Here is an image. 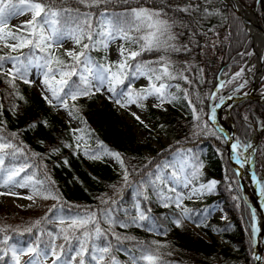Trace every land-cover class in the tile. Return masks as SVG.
<instances>
[{
    "label": "trees",
    "instance_id": "1",
    "mask_svg": "<svg viewBox=\"0 0 264 264\" xmlns=\"http://www.w3.org/2000/svg\"><path fill=\"white\" fill-rule=\"evenodd\" d=\"M240 1L251 6L255 0ZM15 2L19 4V0ZM55 8H66L70 12L60 18L59 27L62 29L75 27V10L79 9L80 14L90 13L96 32L101 31V13H105L108 19L113 13L131 8L164 13L161 18L168 21L170 34L175 37L169 44L177 50L145 51L136 58V62L160 68V63L156 62L163 57L175 79L154 81L146 76L157 85L160 82L168 85L166 92L175 99L165 100L158 106L140 100L139 105H142L140 107L148 119L174 137V142L159 150L149 143L139 142L132 125L124 122L106 101L99 103L93 94L81 95L76 100L66 98L68 111L80 122V127L72 128L55 113L49 102L32 90L29 83L9 76V69L4 65L0 70V136L22 149L15 158L11 155L5 157L6 166L30 165L21 176L32 177L36 188L42 192L51 191L58 195L59 199H54V207L63 215L72 219L96 213L104 235L95 238L93 234L87 241V247L110 246L106 264H110L111 258L116 264H132V258L136 257L139 261L144 249H150L159 257L158 264H254L249 209L240 195L236 175L225 151V140L207 120L212 90L219 80L239 68L250 48L249 35L237 13L222 0H129L127 4L112 0L107 5L91 8L77 0H55ZM256 11L264 26V0H257ZM5 31L26 34L21 28L9 25ZM94 39L101 37L94 35ZM121 41L129 50H139L136 45ZM7 42L17 43L11 39ZM82 43H88L87 38ZM73 44L77 52L81 51L80 45L74 41ZM17 51L16 56L21 53L37 58L46 55V52L30 47ZM49 51L61 59L70 60L59 48L53 47ZM85 51L94 62L105 59V48L101 44ZM6 54L13 55V51L0 41V56ZM138 75L129 74L123 84L116 86V91L124 87L128 93L135 95L145 89L135 87ZM41 79H44L42 70ZM71 80L80 83L79 76H73ZM262 80L264 82V77ZM181 103L186 109L179 108ZM229 116L234 137L240 145L246 143L252 129L257 133L250 154L262 187L264 103L241 99L229 107ZM105 148L118 153L123 166L117 159L110 164L102 154ZM86 150L101 154L100 158H89L85 155ZM176 151L185 154L190 161L187 172L193 186L209 180L216 182L212 191L205 193L203 203L189 200L188 195L181 191L179 177L170 160V154ZM156 166L160 176L156 173ZM125 169L127 183L124 181ZM167 176L173 185L167 181ZM177 196L182 198L179 203L184 210H188L190 223L180 215ZM211 204H216L227 219L210 215ZM137 205L147 219L139 220ZM54 207L35 218H23L15 224L10 213L0 206V264H15L11 245L27 248L38 244L40 250H47L45 246L52 239L49 233L59 236L55 240L57 246L65 245L66 254L62 259H69L74 254L68 249L79 247V240L68 233L69 240L65 241V233L60 231L67 228L71 221L64 224L57 222ZM108 219L113 223H109ZM177 220L180 226H177ZM36 221L40 224L35 225ZM5 236L8 237L7 243L3 242ZM262 256L264 261V250ZM28 259L21 256V264ZM78 262L79 258L73 264ZM41 264H52V257L46 263L41 261ZM85 264H93L90 256L86 255ZM139 264L147 262L140 261Z\"/></svg>",
    "mask_w": 264,
    "mask_h": 264
},
{
    "label": "snow or ice",
    "instance_id": "2",
    "mask_svg": "<svg viewBox=\"0 0 264 264\" xmlns=\"http://www.w3.org/2000/svg\"><path fill=\"white\" fill-rule=\"evenodd\" d=\"M77 2L91 8L93 6H99L100 4L107 5L111 3L112 0H77ZM121 2L127 4L129 0H121ZM19 5H24V7L21 8ZM180 10L187 11V9ZM26 11L32 13V19L21 25V29L24 30L26 34H15L10 31L6 32L5 29L8 20ZM75 11L77 13V17L73 21L75 27L62 29L59 27L60 18L61 16L69 15L70 12L66 8L56 9L55 0H19V4H17L15 0H0V41L4 42V46L9 48L10 51H17L24 47H30L32 50L40 49L42 52H46V55L38 58L31 54L25 55L23 53L18 56L8 54L2 55L0 56V70L4 68L5 63H11L12 67L8 70V75L12 76L13 79H21L24 83H31L28 79L29 69L32 66L41 69L44 77L42 83L46 90L44 98L49 104L55 102L56 104L62 105L65 109L68 108L65 102L67 97L76 100L81 95L87 96L91 94V88L93 87L92 80L100 81L101 85L106 81L108 84L107 91L116 94V86L123 84L129 74L133 76L137 74L148 75L149 79H154V81H163L164 78L175 79L169 70L168 63L164 62L163 57H161L160 61L156 62L160 63V68H154L149 64L136 62V58L145 51L166 50L168 48L177 50L174 46L169 44V41L173 40L175 37L170 34L171 26L168 21L161 18L164 15L162 11H152L146 8H131L124 12L113 13L112 18L107 19L101 25L100 32L95 31L90 13L80 14L79 9ZM101 15L103 16L105 13H101ZM77 20L79 21L78 23L76 22ZM66 35L77 45L81 46V51L79 52H73L71 50L66 52L70 60L61 59L49 51L53 47L58 46ZM94 35L101 37V39H94ZM85 38H87L88 43H82ZM8 39L15 40L17 43L9 44L7 42ZM116 39L123 40L125 44L136 45L139 50H129L122 45L119 53L122 59L114 65L96 66V68L90 66L91 61L85 50L95 47L96 44H101L103 47L107 48L109 42ZM125 53H127L126 56ZM240 75L241 73H236V76ZM57 76H59V79H57ZM73 76H79V84L72 82L71 78ZM9 83H11V81H9ZM221 86H223V84ZM167 87L168 85L163 82H160L158 85L153 82L150 83L147 88L136 93L135 96H133L131 92L123 95L127 97V103L139 104L140 100L147 99L152 95H156L157 99L163 103L165 100L175 99L174 96H168L166 92ZM240 87H243V85L241 84ZM96 91H100V88L97 87ZM47 93L51 95L49 96ZM115 102L121 107L125 106V103L120 98H117ZM72 115L73 113L69 111V116ZM195 118L198 119V117ZM137 119H139V117H137ZM12 135L15 136L14 133ZM77 147H79V145H77ZM232 148L236 151L239 148V144L234 143ZM21 152V148L11 142L5 141L4 138L0 136V187H33L34 195L41 196L44 199H59L58 195L54 192L36 191L32 183V177L26 174L21 176V173H25L30 165L6 166L5 157L11 155L15 158L17 153ZM102 154L113 156L120 161L123 166V161L120 159L118 153L110 152L105 148ZM85 155H88L91 159H99L101 154L86 150ZM157 179H159V177H157ZM124 181L126 183L128 182L127 169H125ZM215 183V181H211L206 185H201L200 189L193 190V194L202 192L203 189H207L210 192L214 188ZM261 195H264V186L261 187ZM25 198L31 199L32 197L29 196ZM181 199L180 196H177L178 207ZM184 211L187 214L188 210L185 209ZM137 215L139 220L147 219L145 214L139 210V205H137ZM59 222L61 224L65 223L63 218H59ZM108 222L113 223L110 219H108ZM133 222L136 221L134 220ZM39 224L40 221L35 222V225ZM176 224L180 226V221L177 220ZM27 231H31V229ZM60 231L65 233L63 236L65 241L69 240L68 233H71L79 240V247L68 249V251L74 253L69 259H62L66 254L65 245L61 244L57 246L55 243V240L58 239L59 236L49 233L52 239L49 241L48 245L45 246L47 250H40L38 244L19 250L12 249V256L15 264H21V256H27L29 258L24 264H41L39 258L44 257V259H47L48 256L52 257V264H73L77 258H79L78 264H85L86 255L90 256L93 264H106L110 254V246L93 245L91 249L87 247V241L89 238L93 237V234L95 238L104 235L103 230L99 226L96 213L91 212L84 216L74 217L71 219V223L68 224L67 228H61ZM256 231L257 229L253 227L252 234L255 235ZM117 239H119V237H117ZM7 240L8 237L5 236L3 242L7 243ZM57 248H59V251H57ZM140 261L147 262V264H158L159 257L150 249H144L139 261L136 257L132 258V264H139ZM110 264H116L114 258H111Z\"/></svg>",
    "mask_w": 264,
    "mask_h": 264
},
{
    "label": "rangeland",
    "instance_id": "3",
    "mask_svg": "<svg viewBox=\"0 0 264 264\" xmlns=\"http://www.w3.org/2000/svg\"><path fill=\"white\" fill-rule=\"evenodd\" d=\"M19 7L23 8L24 5H19ZM31 19H32V13L30 11H26L23 14L11 17L8 20L7 25L15 27V28H21V25L24 22L30 21ZM107 19L108 17L106 15L99 16L100 27ZM121 46H122L121 39H116V40L109 42L108 47L107 48L104 47L105 48V59L99 60L98 62H94L92 58L90 57V55L87 53V56L90 58V61H91L90 66H92L93 68H96V66H106L109 64L114 65L116 62L122 59V57L119 54ZM55 48H59L65 53L69 50L73 52H77L73 44V40L70 38H67V35L65 36L63 41L58 46H55ZM17 53L18 51H13V56H16ZM126 55L127 53H125V56ZM243 64L244 62L230 76H228L225 79L219 80L218 84L212 90L213 94L211 92L209 107L211 106L213 97L217 93L221 95H227L228 93L238 92L242 88L245 87L243 85V74L241 71V67L243 66ZM5 67L8 69H11L12 65L11 63H5ZM236 73H241V75L236 76ZM28 79L31 81V83H29L30 87L31 85L36 84V86L38 87L37 93L40 94L44 98V94L46 91L45 87L42 82L40 83L38 82V80L43 81L41 79V69H38L37 67L32 66L29 69ZM262 79L260 82V87L258 88V92L264 90V82ZM92 83H93V87L91 88V93L97 96L98 102L102 103L106 101L108 105H110L117 112V114L121 117V119L124 122L132 125V131L134 132L135 137L139 142L149 143L151 147L157 150L163 148L164 146H169L170 144L174 142V137L172 135L165 132L159 124L147 118L146 112L139 106V104L127 103V97L123 94L128 93V92L125 90L124 87H122V89H120L119 91H116V94H113L107 91L108 84L106 81L104 82L103 85H101L100 81L98 80H92ZM150 83H153V82L149 81L146 75H138L137 78L135 79V87L147 88L150 85ZM222 84L223 86H221ZM241 84L243 85V87H240ZM97 87L100 88V91H96ZM169 89H172L171 85H169ZM47 95L50 96L51 94L47 93ZM117 98L122 99V101L125 103L124 107H121L119 104L115 102ZM143 100L154 106H158L161 103V101L157 99L156 95L149 96L147 99H143ZM52 107L55 113L64 122H66L70 127L72 128L80 127V122L76 120L75 118H73L72 116H69L68 109H65L62 105L56 104L55 102H53ZM179 108L181 110H184L186 109V106L181 103L179 104ZM137 117H139V119H137ZM232 126H233V123H232ZM233 132H234V127H233ZM256 140H257V133L255 132L254 129H252L246 143L244 145H240L239 143L238 144L241 146L243 152L250 154L251 150L253 149L255 145ZM225 151H226V148H225ZM146 154L147 156H150L148 152H146ZM105 157L110 164L115 163V158L113 156L105 155ZM170 160L172 163L171 164L172 169L175 171V174H177L179 177V185H180V189L183 192V194L188 195L189 200L191 201L203 203L205 200L204 195L208 190L203 189L202 192H197L196 194H193V190L200 189L201 185H206L212 180H209L208 182L202 183L198 186H193L190 180L188 179L187 171H188V166L190 164L189 163L190 161H188V158L186 157V155L180 151H176L174 153L172 152L170 154ZM155 169H156L157 175L160 176L161 173H160L159 167L156 166ZM167 179H168L167 181H169V183L173 185V181L171 180L169 176H167ZM32 183L36 191H41L36 188L35 180L32 179ZM240 195H241V191H240ZM29 196H31L32 198L31 199L25 198ZM0 206L4 207L10 213L11 219L13 220L12 222L15 223L17 221H21L23 218H29V219L35 218L38 215L44 213L45 211L52 209L54 207V199H51V198L44 199L41 196L34 195L33 187H26V188L0 187ZM179 206L181 209L180 211L181 217L183 218V220L190 223L187 218L188 214H186L184 211V206L180 203H179ZM53 210H54V219L57 222H59V218H63L65 223H68L71 221L70 216L68 217V216L63 215L62 213H60L58 208L54 207ZM249 214H250V211H249ZM210 215L218 219H221V220L227 219L225 214L218 208L216 204H211ZM193 228L196 232H199L194 226ZM12 249L19 250L22 248L17 245H11L10 246L11 252H12ZM40 259L42 263H46L51 259V256H48L47 259H44V257H40ZM262 262L264 264L263 260Z\"/></svg>",
    "mask_w": 264,
    "mask_h": 264
},
{
    "label": "bare ground",
    "instance_id": "4",
    "mask_svg": "<svg viewBox=\"0 0 264 264\" xmlns=\"http://www.w3.org/2000/svg\"><path fill=\"white\" fill-rule=\"evenodd\" d=\"M234 4L239 8L241 14L248 20L246 29L253 42V47L250 49L247 58L241 67L243 74V85L247 88L251 94L255 96H264V90L258 92L260 87L261 79L264 75V68L260 64V59L264 54V36H262L257 28L255 27L256 17L253 13L246 9H242L239 4L234 0ZM68 38V37H67ZM38 82H42L39 81ZM244 87V88H245ZM31 88L38 92L36 84L31 85ZM217 89V87H216ZM226 95L217 93L211 103L210 119L218 127H220L227 135L234 141L231 123L227 115V110L230 105V101L225 99ZM214 117V118H211ZM233 143V144H234ZM239 155V179L247 197V200L252 205L254 212V219L256 222V233L254 236L255 241L258 245L264 247V226H263V199L257 193L258 183L252 176L250 162L248 160V154L243 152L242 149L238 148ZM242 150V151H241ZM174 153V152H173Z\"/></svg>",
    "mask_w": 264,
    "mask_h": 264
},
{
    "label": "water",
    "instance_id": "5",
    "mask_svg": "<svg viewBox=\"0 0 264 264\" xmlns=\"http://www.w3.org/2000/svg\"><path fill=\"white\" fill-rule=\"evenodd\" d=\"M222 1L227 3L232 8V10L237 13V15L241 19V22H242L243 26L246 29V24H247L248 20L241 14L239 8L234 4V0H222ZM235 1L239 4V6L242 9H246V10L250 11L251 13H253L255 15V17H256L255 27L257 28L259 33L262 36H264V26L260 23V20H259V17L257 15V11H256L257 0H255L254 3L251 6L245 5L240 0H235ZM246 31H247V29H246ZM248 34H249V32H248ZM249 37H250V35H249ZM250 40H251L250 49H252L253 42H252L251 37H250ZM260 64H261L262 68H264V59H263V57L260 59ZM212 94H213V92H212ZM246 98L254 100V101L258 102V103H264V96L263 97L262 96H260V97L255 96V95L251 94L249 91H247V88H244V89H242L241 91H238V92L228 93L225 96V99L230 101V105H231L232 102L239 101L241 99H246ZM210 112H211V107H209V109H208L207 119L211 123V125L214 127V129L218 133H220L223 136L224 140H225V148H226V153H227L228 159H229L230 164H231V166H232V168L234 170V173L236 175V178H237V181H238V185H239V188H240V191H241L242 198H243L245 204L248 206L249 211H250L251 232H252L253 227H256V222H255V219H254V212H253L252 205L247 200V197H246V195L244 193V190L242 188V185H241V182H240V179H239V173H240L239 161H240V159H239V155H238V150H236V151L233 150L232 145H233L234 142L232 141V139L230 137H228V135L220 127L216 126L211 121ZM227 114H228V110H227ZM228 117H229V114H228ZM229 120H230V117H229ZM230 123H231V127H232V132H233V126H232L231 120H230ZM233 136H234V132H233ZM235 143H237V142L235 141ZM248 160L250 162V168H251L252 176L255 179V181L258 183L257 193L260 196H262L261 195V189H260L259 181H258V177L256 176V174L254 172L253 162H252V158H251L250 154H248ZM262 199H263V196H262ZM262 218H263V226H264V199H263ZM252 243H253L254 264H263V262L261 260V256H262V250L264 249V247L257 244V242L254 239L253 234H252Z\"/></svg>",
    "mask_w": 264,
    "mask_h": 264
}]
</instances>
